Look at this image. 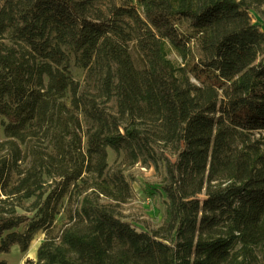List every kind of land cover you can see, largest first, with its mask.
<instances>
[{"label":"trees","instance_id":"16d2710c","mask_svg":"<svg viewBox=\"0 0 264 264\" xmlns=\"http://www.w3.org/2000/svg\"><path fill=\"white\" fill-rule=\"evenodd\" d=\"M137 2L0 0V252L42 231L34 264H264V0ZM137 164L157 227L122 212Z\"/></svg>","mask_w":264,"mask_h":264},{"label":"rangeland","instance_id":"374dc122","mask_svg":"<svg viewBox=\"0 0 264 264\" xmlns=\"http://www.w3.org/2000/svg\"><path fill=\"white\" fill-rule=\"evenodd\" d=\"M117 5H128L134 7L137 11L141 12L137 0H114ZM264 9V5L262 6ZM250 16L253 23L259 25L260 29L264 31V18L258 11H251ZM168 57L175 63L180 64L181 59L176 52L170 47L168 49ZM70 69L75 81L79 83L84 82L85 71L71 61ZM252 140H259L262 147L264 146V131L252 132L250 135ZM83 147H86V140L83 139ZM115 162V156L109 151V164ZM136 181L132 184V196L128 202L122 206V212L127 219L134 220L138 226L149 225V227H157L161 224L164 215L165 198L161 192H158L157 181L158 175L152 167H142L137 164L132 168ZM64 207V205H63ZM66 221V213L62 209L56 217L54 226L50 230V234H56L63 223ZM138 221V222H135ZM22 229V226L21 228ZM46 232H37L29 248L22 252L16 244L10 247L9 252H0V264H34L36 261V248L41 240L45 237Z\"/></svg>","mask_w":264,"mask_h":264}]
</instances>
